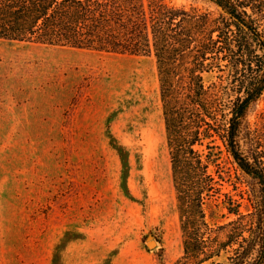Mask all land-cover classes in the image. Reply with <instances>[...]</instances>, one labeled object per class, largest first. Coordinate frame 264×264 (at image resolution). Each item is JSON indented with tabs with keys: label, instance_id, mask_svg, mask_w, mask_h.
<instances>
[{
	"label": "rangeland",
	"instance_id": "374dc122",
	"mask_svg": "<svg viewBox=\"0 0 264 264\" xmlns=\"http://www.w3.org/2000/svg\"><path fill=\"white\" fill-rule=\"evenodd\" d=\"M263 123L264 95L245 128ZM221 161L223 191L246 210L259 180ZM221 201L216 221L227 220ZM183 254L156 58L0 39V264H173Z\"/></svg>",
	"mask_w": 264,
	"mask_h": 264
},
{
	"label": "trees",
	"instance_id": "16d2710c",
	"mask_svg": "<svg viewBox=\"0 0 264 264\" xmlns=\"http://www.w3.org/2000/svg\"><path fill=\"white\" fill-rule=\"evenodd\" d=\"M208 1L219 11L160 0H0V39L154 56L184 244L173 264H264V123L245 128L264 95V0ZM224 154L261 185L246 210L223 191ZM220 199L225 221L215 220Z\"/></svg>",
	"mask_w": 264,
	"mask_h": 264
},
{
	"label": "water",
	"instance_id": "95a60500",
	"mask_svg": "<svg viewBox=\"0 0 264 264\" xmlns=\"http://www.w3.org/2000/svg\"><path fill=\"white\" fill-rule=\"evenodd\" d=\"M151 244H154V242H152Z\"/></svg>",
	"mask_w": 264,
	"mask_h": 264
}]
</instances>
